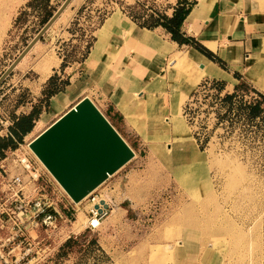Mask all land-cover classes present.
Listing matches in <instances>:
<instances>
[{
    "label": "rangeland",
    "instance_id": "rangeland-1",
    "mask_svg": "<svg viewBox=\"0 0 264 264\" xmlns=\"http://www.w3.org/2000/svg\"><path fill=\"white\" fill-rule=\"evenodd\" d=\"M176 1L73 0L0 84L1 138L17 108L42 105L37 88L51 65L58 61L50 76L59 89L69 75L80 81L86 78L79 63L91 46L83 59L85 70L100 83L107 77L108 85L121 89L120 96L112 93L111 98L133 128L112 122L133 156L95 189L110 202L111 212L95 230H82L83 202L73 205L75 226L60 222L48 239L40 229V249L48 243L54 248L28 258L29 264H264V123L227 110L219 100L224 93L214 80H200L204 72L193 67L187 50L172 54L161 74L151 71L147 79L133 73L131 62L105 68L107 76H101L98 63L107 43L141 45L159 57L153 68L160 66L167 52L159 50V38L150 30L161 38L167 34L160 26L147 30L142 25L158 15L169 16ZM61 2L0 0V76L45 23L41 22L45 13L52 14ZM113 13L144 27L140 29L149 32V41L136 44L120 32L102 35L104 20ZM164 43L162 50L173 48ZM127 69L132 80L115 78V72ZM204 81L210 82L206 92ZM90 88L85 94L107 119L106 99ZM240 98L235 97V105ZM68 101L63 94L53 97L51 111H61L40 117L35 130L17 139L33 160L26 142L64 112L71 105ZM9 169L14 171L11 163ZM53 184H45V189L66 214L69 207ZM70 230V237L58 243ZM67 240L74 241L65 244Z\"/></svg>",
    "mask_w": 264,
    "mask_h": 264
},
{
    "label": "crops",
    "instance_id": "crops-1",
    "mask_svg": "<svg viewBox=\"0 0 264 264\" xmlns=\"http://www.w3.org/2000/svg\"><path fill=\"white\" fill-rule=\"evenodd\" d=\"M193 1L194 4L183 19L180 27L183 36L190 38L192 43L178 44L170 40L167 33V36L161 38L154 32V29L150 30L145 28L150 30L161 41L173 47L169 51L162 50L160 46L165 43L158 39L156 45H160L159 50L164 53L167 52L162 58V64L160 66L157 67L156 65V67L153 68L152 64L156 63L155 58L159 59V57L155 56L154 58L148 52L143 51V46L131 45L124 40L123 45L120 43L114 45L112 42V45H109V43H107L105 50H103L100 56L98 65L112 70L114 67L122 68V66L124 67V63L129 64L131 62L133 73H138L142 79H147L151 71H154L156 74H161V66H166L165 63L172 54L187 50V55L185 53L182 54L191 58L193 67L197 70L201 71L203 69L204 64L202 62L204 61L211 62L213 66H215L214 69L219 75L216 76L204 72L200 80L207 78L221 83L220 91L222 93H230L233 86L238 82V79H242L256 91L264 92V0ZM129 21L132 22L130 19ZM132 23L137 28H144L136 25L134 22ZM32 47L30 49H32ZM183 47H185V49H182ZM113 48L115 50H111V55L110 49ZM87 53L86 55L88 56L89 53ZM179 54H181V52ZM85 56L83 59H86L87 56ZM83 59L79 64L81 66L80 69L87 75L86 78L80 81L74 78L71 79L69 75L68 81L48 97L46 107L41 106L42 110H40L39 119L34 121L33 130H35L40 117L42 120L43 116H55L61 111H51L53 97L63 94L69 99L67 104L71 103L69 106L71 107L81 97L87 96L89 98L85 92L92 89L90 88L91 86H94V89H98L106 99V104L104 105L106 115L118 122H123V124L126 123L130 129H133L127 123L123 113L111 98L112 93L120 96L121 89L116 86L108 85L107 82L110 80H108L107 77L104 78L101 83L100 79H94L93 76L85 70L83 65L85 59ZM57 63L58 61L56 64L50 66L49 73L44 78L41 77V82L37 88L38 93H40V91L42 93V89L47 83V79L55 71ZM72 75V77H75L74 74ZM101 76L105 77L107 74L103 72ZM30 86L32 87V85ZM30 89H28V91H31ZM32 93H35V91H32ZM41 96L42 94L40 97ZM35 97L36 95L32 98L35 99ZM90 101L92 102L91 99ZM30 108L31 107L26 110L17 108L14 111L15 115L12 117L28 113ZM30 133L31 130L27 134Z\"/></svg>",
    "mask_w": 264,
    "mask_h": 264
},
{
    "label": "built area",
    "instance_id": "built-area-1",
    "mask_svg": "<svg viewBox=\"0 0 264 264\" xmlns=\"http://www.w3.org/2000/svg\"><path fill=\"white\" fill-rule=\"evenodd\" d=\"M208 81L202 83L206 92ZM4 136L11 138L19 146L10 155L0 157V264H18L28 258L40 256L53 250L48 244L40 249V229L46 238L53 236L59 229L60 222L72 225L76 222V211L73 205L83 202L82 212L84 222L82 230H95L103 217L108 215L112 207L110 202L95 193L89 192L78 202H73L57 184L45 167L33 156L29 157L26 149L9 130L13 119L7 120ZM26 148L28 149V142ZM14 171L9 169L10 163ZM43 181V182H41ZM54 183L53 190L64 198L69 208L66 214L58 207L57 198H51L45 189V184ZM103 183V182H102ZM52 193V191H51ZM53 194V193H52ZM67 233V234H66ZM73 233L66 231L60 235L58 243L68 239ZM50 247V248H49Z\"/></svg>",
    "mask_w": 264,
    "mask_h": 264
},
{
    "label": "water",
    "instance_id": "water-1",
    "mask_svg": "<svg viewBox=\"0 0 264 264\" xmlns=\"http://www.w3.org/2000/svg\"><path fill=\"white\" fill-rule=\"evenodd\" d=\"M71 0H62L42 27L0 76V84ZM28 147L73 202L120 169L133 151L85 96L37 133Z\"/></svg>",
    "mask_w": 264,
    "mask_h": 264
},
{
    "label": "trees",
    "instance_id": "trees-1",
    "mask_svg": "<svg viewBox=\"0 0 264 264\" xmlns=\"http://www.w3.org/2000/svg\"><path fill=\"white\" fill-rule=\"evenodd\" d=\"M29 4L30 2H28V5ZM193 4V0H177L169 16L158 15L156 18H151L150 24L142 26L148 29L160 26L164 32L169 35L170 40L178 44L192 43L190 38L183 36L180 27ZM50 15V12L45 13L41 22L44 23ZM213 84L217 87L218 91L221 90V83L215 81ZM45 87L46 88L42 90V98L39 99V103L42 102V105L34 104L31 106L28 113L11 117L13 119V124L10 126L9 130L16 139L22 140V137L31 130L34 121L39 119L41 106L46 107L48 97L59 89L53 76L48 78V84ZM245 96H248V99H244ZM235 97L242 98V100L241 98L239 99L238 105L234 104L233 100ZM219 100L221 104L225 105L227 110L241 111L247 120H260L264 123V92L256 91L242 79H238L232 91L230 93H224ZM107 119L111 126H114L112 122L117 121L110 118L108 115ZM10 146L14 148L16 142L8 137L0 138V157L4 156V151L10 148ZM73 241L74 240H67L65 244Z\"/></svg>",
    "mask_w": 264,
    "mask_h": 264
},
{
    "label": "bare ground",
    "instance_id": "bare-ground-1",
    "mask_svg": "<svg viewBox=\"0 0 264 264\" xmlns=\"http://www.w3.org/2000/svg\"><path fill=\"white\" fill-rule=\"evenodd\" d=\"M73 0H71L70 2H72ZM70 4V3H69ZM68 4V6H69ZM204 5V4H203ZM197 8V7H196ZM66 9V8H65ZM200 11V10H199ZM66 12V11H65ZM198 13V12H197ZM190 16V15H189ZM63 18V17H62ZM59 19V18H58ZM111 32H120L123 33L127 38L131 39L133 42H135L136 44H140L142 42H147L149 41V39L147 38V34L149 33L148 31H144L140 28L135 27L132 23H129L126 19H124L123 17H121L120 15H118L117 13H113L112 15H110L108 18H106L101 26V34L104 35L105 33H111ZM35 44V43H34ZM34 46V45H33ZM98 50V47H97ZM191 62H193L191 60V58H188ZM197 63V62H196ZM204 64V67L202 69L203 72L205 73H210L212 75H219V73L214 69L215 66H213V64L211 62L208 61H204L202 62ZM198 64V63H197ZM105 67V66H104ZM130 69V68H129ZM129 69H127L125 71V73H119V72H115L114 76L115 78L119 79V77L121 76V80H132L131 76H129L128 74H130ZM105 68H101V72L104 71ZM132 82V81H131ZM131 85H127L125 87H130ZM87 97V96H85ZM88 98V97H87ZM89 99V98H88ZM90 100V99H89ZM157 128H159L157 126ZM30 148L28 147V150ZM30 151V150H29ZM32 152V151H31ZM33 153V152H32ZM35 156V155H34ZM36 157V156H35ZM37 158V157H36ZM37 160L41 163V161L37 158ZM42 164V163H41ZM43 165V164H42ZM44 166V165H43ZM45 167V166H44ZM83 217V216H82ZM78 220V217H77ZM77 222V221H76ZM73 223V225L75 226V223ZM208 244V243H207ZM165 248H168L167 246ZM210 248V247H209ZM158 251V250H157ZM209 251V249H206L205 252Z\"/></svg>",
    "mask_w": 264,
    "mask_h": 264
}]
</instances>
